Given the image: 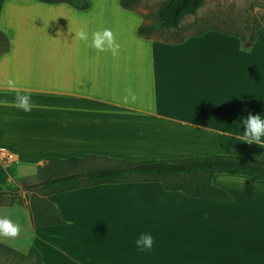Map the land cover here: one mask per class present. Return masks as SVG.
Returning <instances> with one entry per match:
<instances>
[{
	"label": "crops",
	"instance_id": "0c3cea01",
	"mask_svg": "<svg viewBox=\"0 0 264 264\" xmlns=\"http://www.w3.org/2000/svg\"><path fill=\"white\" fill-rule=\"evenodd\" d=\"M87 3L84 10L38 0L0 6L7 42L0 100L8 101L0 104V190L12 191L22 174L48 162L75 160L83 171L121 162L264 157V146L240 139L249 114L264 118V29L246 46L212 31L162 42L139 36L142 15L120 0ZM104 28L120 46L115 56L74 37ZM10 76L35 103L31 112L14 107ZM13 153L17 162L8 160ZM212 185L232 200L188 197L141 179L48 193L45 201L63 224L36 229L27 215L25 228L46 264H264V182L214 175ZM197 204L228 211L234 204L231 219L223 209L218 217L233 226H207L216 215L196 214ZM20 216L0 208V218L17 223ZM141 233L152 235L150 250H137Z\"/></svg>",
	"mask_w": 264,
	"mask_h": 264
},
{
	"label": "rangeland",
	"instance_id": "374dc122",
	"mask_svg": "<svg viewBox=\"0 0 264 264\" xmlns=\"http://www.w3.org/2000/svg\"><path fill=\"white\" fill-rule=\"evenodd\" d=\"M164 1L127 0L126 2L132 10L143 16L144 25L149 28L147 35L153 40L176 42L206 31L229 34L236 39H240V37L247 35H255L264 29V0H206L196 15L184 18L177 29L161 30L157 27L156 12ZM261 33L262 31L258 36ZM6 46V39L0 35V51ZM81 169L80 163L78 164L76 161H69L65 164L48 162L45 167H39L36 171H28L16 180L17 183L11 189H8L17 192L15 197H0V208L18 209L20 214L22 213L17 221L20 226L18 236L15 238L0 237V264H46L42 254L32 243L34 240L33 235L29 234V231L25 228L28 220L26 216H30L33 225L34 223L53 224L57 216L54 208L49 207L45 201V196L50 191L36 186L43 179L73 173ZM137 178H131V180ZM193 180L190 179V181ZM228 183L226 186L234 194L235 184H231L230 181ZM167 185L171 186L170 184ZM194 208H196V214L210 212L216 215L215 217L210 215V221H205L207 226H233V223L229 224L228 221L225 223L218 220V217L219 210L223 209L226 216L231 219L234 204L230 211L223 207L218 208L213 204H197ZM42 241L44 240L42 239ZM32 248L37 249L39 255L32 252Z\"/></svg>",
	"mask_w": 264,
	"mask_h": 264
},
{
	"label": "trees",
	"instance_id": "16d2710c",
	"mask_svg": "<svg viewBox=\"0 0 264 264\" xmlns=\"http://www.w3.org/2000/svg\"><path fill=\"white\" fill-rule=\"evenodd\" d=\"M47 4L65 3L76 9L87 8V0H38ZM206 0H165L157 10V27L161 30L177 29L182 20L189 16H195ZM3 0L0 1V6ZM127 0H120V5L125 10H132ZM143 18V16H142ZM262 31V30H261ZM255 35L240 37L246 46L253 42ZM138 35L148 39L149 28L142 24L139 26ZM0 35L6 37L0 32ZM7 43V42H6ZM7 46L0 51L5 52ZM75 161V160H72ZM69 162V161H67ZM214 175H237L252 178L264 182V157L253 159L242 156L214 155L206 157L188 158L182 160H149L141 162H121L111 168L76 171L60 176H54L41 180L36 187L49 190L50 193H63L81 188L94 187L103 184H117L132 181L138 177L144 182H159L166 191H179L193 198L216 199L230 201L231 197L224 190L212 185ZM190 179H194L190 181ZM170 184L171 186H168ZM17 195L16 191L0 190V197ZM49 207L54 208L51 204ZM53 224H35L34 228L49 225H59L63 222L58 218ZM32 252L39 255L37 249ZM30 251V252H31Z\"/></svg>",
	"mask_w": 264,
	"mask_h": 264
},
{
	"label": "clouds",
	"instance_id": "9594fccd",
	"mask_svg": "<svg viewBox=\"0 0 264 264\" xmlns=\"http://www.w3.org/2000/svg\"><path fill=\"white\" fill-rule=\"evenodd\" d=\"M74 37L82 42H85L86 47H91L97 51H109L111 55L115 56L119 50V44L116 43L113 33L110 29L104 28L102 30L94 31L89 36V33L84 29L74 33ZM7 86L15 95L13 98V105L18 110L24 113H29L36 107L30 95L22 94L18 90L15 80L10 76L6 81ZM129 95L132 93L129 91ZM8 103L6 100H0V104ZM244 126V131L240 137L242 142L249 145L256 144L257 146H264V118L260 115L249 114L246 120L241 121ZM20 231L19 223H14L13 220L2 217L0 218V237L15 238ZM153 245V237L149 233H141L135 240L137 250L143 252L150 250Z\"/></svg>",
	"mask_w": 264,
	"mask_h": 264
},
{
	"label": "built area",
	"instance_id": "2783aa9c",
	"mask_svg": "<svg viewBox=\"0 0 264 264\" xmlns=\"http://www.w3.org/2000/svg\"><path fill=\"white\" fill-rule=\"evenodd\" d=\"M19 159V155L17 153H13L8 157L10 162H17Z\"/></svg>",
	"mask_w": 264,
	"mask_h": 264
}]
</instances>
